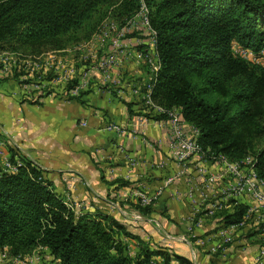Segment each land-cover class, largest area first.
Masks as SVG:
<instances>
[{
	"label": "trees",
	"instance_id": "16d2710c",
	"mask_svg": "<svg viewBox=\"0 0 264 264\" xmlns=\"http://www.w3.org/2000/svg\"><path fill=\"white\" fill-rule=\"evenodd\" d=\"M144 2L160 62L152 101L181 109L183 119L198 129L203 149L244 158L248 144L264 136V70L233 57L231 45L256 53L264 48V0ZM110 9L130 17L138 0H0V52L61 48L64 42L89 38ZM126 107L131 113V105ZM9 152L16 171L0 170V251L7 247L18 256L43 247L55 264H151L155 258L162 264H194L130 233L112 216L76 215L44 171L14 148ZM254 158L264 178V146ZM136 209L145 217L151 212ZM244 212L238 206L223 217V225L238 224ZM123 239L138 241L133 257Z\"/></svg>",
	"mask_w": 264,
	"mask_h": 264
},
{
	"label": "crops",
	"instance_id": "0c3cea01",
	"mask_svg": "<svg viewBox=\"0 0 264 264\" xmlns=\"http://www.w3.org/2000/svg\"><path fill=\"white\" fill-rule=\"evenodd\" d=\"M140 74L137 70L136 78L131 81L144 83L145 78L139 77ZM18 83L14 75L0 79V140L5 142L8 153L15 144L19 153L45 172L53 191L79 214L112 216L130 233L145 241L148 239L143 228L152 227L156 233H172L177 235L176 238L182 235L185 231L182 218L188 211L182 195V181H175L164 189L149 207L151 212L146 216L147 221L133 223L121 214L124 209L136 212L131 201L122 200L123 195L137 189L153 194L175 170L173 165H166V132L138 122L143 103L132 95L128 85L116 87L118 95L91 85L81 96L70 101L61 95L41 94L31 101L26 95L18 94ZM127 104L131 105V113ZM82 121L86 122V127L80 125ZM109 123L120 124L136 136L116 137L104 130ZM240 205L246 212L252 202L244 198ZM234 212L235 207H231L213 216L203 214L197 237L216 240L219 230L232 226H224L223 217ZM251 231L257 233L248 235ZM232 232L235 242L222 254L209 253L212 242L200 246L196 240L191 246L175 241L181 244L177 245L181 246L180 250L185 251L175 252L189 257L194 248L197 252L195 259L190 253L194 264H264V260H257L264 240V225L261 229L235 228ZM123 240L136 251L138 241ZM172 243L168 244L170 246L159 243L158 246L173 248Z\"/></svg>",
	"mask_w": 264,
	"mask_h": 264
},
{
	"label": "built area",
	"instance_id": "2783aa9c",
	"mask_svg": "<svg viewBox=\"0 0 264 264\" xmlns=\"http://www.w3.org/2000/svg\"><path fill=\"white\" fill-rule=\"evenodd\" d=\"M125 29L138 31L139 36H142L140 42L143 48L138 51H131L132 53L127 50L126 53L129 56L127 59L136 61L132 62L134 66L142 64L146 67L148 78L142 84L132 82L133 80H124L123 74L128 63L123 60L124 54L120 57L117 54L125 51L124 48L121 49L126 46V40H123L127 32ZM103 35L105 37L95 39L102 44L106 40L107 44L112 47L110 53L104 56L95 68L88 69L83 75L84 79L77 81L79 77H76L74 73L71 77L69 75L63 77L64 80L69 78L67 83H74V88L65 92V99L68 100L67 97H70L71 100L79 97L91 85L96 86L94 84L96 82L107 84L104 85L106 86L104 90L128 85L132 95L140 98L143 103V111L138 122L166 132V165L171 164L175 167V170L164 180L155 193L149 194L143 189H137L127 192L126 195L122 196V200L126 203L131 201L135 209L136 207H151L166 187L175 181H182L184 183L182 195L188 205V211L182 218V221L185 222V234L179 238L165 234V238L168 241H178L188 246H191L193 240H196L200 246L212 242L208 248L211 254H222L229 246L233 245L235 236L232 230L235 228L261 229L264 225V178L260 177L255 169L254 156L247 155L242 159L232 160L209 149H203L198 142V129L183 119L181 109L177 107L166 109L152 101L151 92L160 70V62L157 52V33L151 25L149 10L144 0H138V12L128 19L122 29H117L114 35L111 30L106 29ZM118 50L120 51L118 52ZM234 54L242 60L264 68V48L256 53L250 49L239 47L234 50ZM17 68L13 58L0 59V79L12 77L13 71ZM80 74L77 73V75ZM90 74L92 75L89 77ZM143 89L144 91H142ZM108 91L112 92L110 89ZM80 125L82 127L87 126L85 121H82ZM104 130L116 135V137H122L125 134H129L131 138L136 136L132 131H127L122 125L116 123L107 124ZM12 147L16 151L19 149L15 144ZM130 163L135 165L134 160L130 159ZM0 164L7 173L16 171V164L10 162L6 144L2 140H0ZM33 164L39 168L36 163L33 162ZM244 198L250 199L252 205L244 213L238 224L232 225L228 229L219 230L216 240L213 241H210L212 238L200 240L197 237V231L202 226L203 214L213 216L218 211H224L231 207L237 208L240 200ZM67 206L76 215L79 214L72 205L67 204ZM121 214L124 219L133 223L147 221V218L141 215L137 209L136 212H128L124 209ZM153 224L159 228L156 221H153ZM130 249L127 245L128 253L133 257L136 251L133 250L134 253H132ZM190 253L195 259L196 250L192 248ZM7 254L9 251L4 250L2 257ZM22 256L25 255L14 257L18 263H23L21 260H27V258L23 259ZM28 257L31 259L27 261L34 260L33 256ZM35 259L37 258L35 257ZM257 260H264V240L258 252ZM151 264H162V259H152Z\"/></svg>",
	"mask_w": 264,
	"mask_h": 264
},
{
	"label": "rangeland",
	"instance_id": "374dc122",
	"mask_svg": "<svg viewBox=\"0 0 264 264\" xmlns=\"http://www.w3.org/2000/svg\"><path fill=\"white\" fill-rule=\"evenodd\" d=\"M112 11L113 9H110L107 14L103 17V19L100 20V22L96 25L93 33L90 35L89 38H81L77 41L68 43L64 42L61 48L42 47L38 51H33V49L31 48L22 47L16 48L15 50L6 49L4 51H1L0 59H5L6 57L13 58V61H15V63L17 64L18 68L13 71V75L14 78L19 81L18 94L20 96L26 95L28 98L31 99V101L37 99V96H40V94L45 96L61 95L65 97V92L69 91L70 89H73L74 83H67L69 78H67V80H64L63 77H66L67 75L71 77L72 73H74L76 77H79L77 78V81L84 79L85 77L83 75L85 74V72L92 67L95 68V66L98 65L101 59L110 53L112 47L107 44V41L105 40V43L102 44L99 40H96L95 38L101 39L102 37H105L103 33H105L106 29L111 30L112 34L114 35L117 32V29H122L128 19L138 12L137 10L136 12H134V14H132V16L125 17L124 15H119L118 13L114 14ZM125 31L127 32L123 37V40H126V46L121 48H124L125 51L121 54H117L119 57L121 55L123 56L124 54L123 60L124 62L128 63L126 64V70L123 74L124 80L131 81L132 79H135L136 71L138 70L141 73L139 77L145 78L146 82L148 78V71L146 67L142 64H140L139 66H134L132 64L134 60L132 61L130 59H127L129 58V56L128 54H126L127 50L132 53L134 50L138 51L143 48L140 42L142 40V36H139L138 31H133L129 29H125ZM239 47L240 45H238L237 43H233L231 45V54L237 59L241 58L234 54V50L238 49ZM119 51L120 50H118V52ZM242 61L247 63L249 67L264 70L263 67L253 65L245 60ZM78 72L81 74L77 75ZM91 75L92 74H90L89 77ZM195 82L197 83L198 80H195ZM104 85L107 84H101L98 86L96 85L94 86V88L96 87L99 90H104V88L106 87ZM109 89L112 90L113 94L118 95L116 89L114 90L111 88H107L106 91H108ZM67 98L68 100L66 99V101H70V97ZM263 146L264 136L255 137L248 144V147L245 152L247 153V155L255 157L256 154L263 148ZM0 170L4 171L2 166L0 167ZM137 229L139 230L141 228L139 227ZM142 230L146 235L149 243L155 245H158L160 243L161 245L170 246L173 242L172 244H174V246L173 248H171L174 249V251H177L179 253L185 252L184 250H180L181 246H177L181 244L175 241H168L165 238V234L172 237H175L177 235H172V233L166 232L156 233L155 229L152 227L146 229L143 228ZM153 233L155 234L153 235ZM182 234H185V232H183ZM133 248L130 249L132 253H134L135 251ZM4 250L10 251L7 247L0 251V264H55L53 258L49 255L48 250L43 247H37L34 252L31 251L30 253H27L28 255H25L24 257L22 256L23 259L26 257L27 260L31 259L28 256L34 257V260H32L31 262L27 260H21L23 263H18V261L15 260V257L12 256L10 252L9 254L5 255V257H2ZM35 257L37 259H35ZM189 258L191 259L190 253Z\"/></svg>",
	"mask_w": 264,
	"mask_h": 264
}]
</instances>
